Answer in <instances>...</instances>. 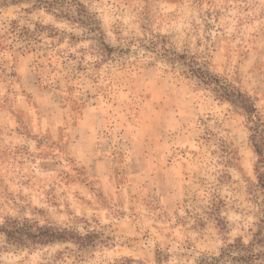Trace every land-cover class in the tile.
<instances>
[{
	"label": "rangeland",
	"instance_id": "rangeland-1",
	"mask_svg": "<svg viewBox=\"0 0 264 264\" xmlns=\"http://www.w3.org/2000/svg\"><path fill=\"white\" fill-rule=\"evenodd\" d=\"M76 1L89 22L68 4L0 0V228L28 220L89 239L0 233V264H198L249 243L264 189L246 118L155 48L264 116V0Z\"/></svg>",
	"mask_w": 264,
	"mask_h": 264
},
{
	"label": "trees",
	"instance_id": "trees-1",
	"mask_svg": "<svg viewBox=\"0 0 264 264\" xmlns=\"http://www.w3.org/2000/svg\"><path fill=\"white\" fill-rule=\"evenodd\" d=\"M65 4L70 6L68 8L70 14L84 18L85 22L90 21V13L76 0L72 2H68V0H37L36 8L53 10L56 9L57 5L64 6ZM4 39H6L5 36L0 37V50L9 47L7 40ZM155 39V37L152 38L151 43L153 45L155 44ZM157 45L156 43L155 46ZM155 52L158 56L168 59L173 64L183 63L188 66L189 73L207 87L212 88L220 100L234 104L243 112L251 133V142L259 157L255 172L260 187L264 189V147L259 144L260 139L264 136V116L256 106L255 101L234 85L212 76L206 68L201 67L196 62L188 63L186 55L167 50L165 46L160 49L155 48ZM0 233L4 234L9 241L16 243L29 242L34 245H48L62 241H74L78 244L83 242L84 245L86 240L89 239L74 232L67 230L58 231L51 226H40L28 220L8 221L5 226L0 228ZM263 246L264 213L263 218L260 220L258 231L252 234V240L249 243L246 244L243 239H240L222 248L219 255L203 257L198 261V264H264Z\"/></svg>",
	"mask_w": 264,
	"mask_h": 264
}]
</instances>
